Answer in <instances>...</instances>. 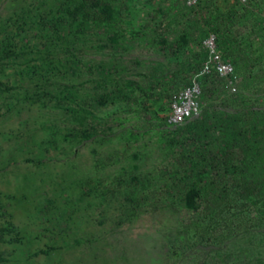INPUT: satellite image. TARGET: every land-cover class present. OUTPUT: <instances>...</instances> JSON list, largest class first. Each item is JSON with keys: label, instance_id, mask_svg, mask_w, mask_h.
I'll return each mask as SVG.
<instances>
[{"label": "rangeland", "instance_id": "obj_1", "mask_svg": "<svg viewBox=\"0 0 264 264\" xmlns=\"http://www.w3.org/2000/svg\"><path fill=\"white\" fill-rule=\"evenodd\" d=\"M45 2L0 0V39L15 11L22 17V9L29 8L37 20ZM115 2L123 15L124 39L113 47L85 46L82 58L96 65L92 73L83 69L75 77L76 86L81 94H91L109 90L116 80H131L151 97L145 100L147 110H119L118 103L100 107L92 123H111V135L66 141L64 135L74 121L52 96L62 84L54 77L46 81L28 75L27 54L7 65L0 63V78L14 85L0 94V222L12 219L20 238L2 246L7 261L1 264H264L262 203L251 209L226 208L219 229L226 238L214 247L177 239L178 231L197 214L178 204L174 188L182 190L195 178L202 183L209 158L204 141L223 132L213 126V116L205 117L202 100L195 117L178 125L167 121L173 93L189 84L200 62L208 59L204 41L212 34L216 40L218 34L232 41L235 54L251 59L252 74L264 75V33L258 29L264 25V0H252L250 9L238 6L237 0H198L193 5L185 0ZM35 32V26L27 24L22 39L36 46ZM23 48L22 52L28 50L27 45ZM217 48L223 60L236 66L233 55L218 44ZM100 70L106 78L97 77ZM245 76L249 84L244 94L261 102L259 113L264 116V95L257 96L264 79L234 67L232 83L227 80L229 91L244 88ZM220 100L213 101L219 105ZM237 102L234 110L243 107ZM248 117L245 125L242 117L232 121L238 157L246 148L243 139L252 134L253 117ZM130 131L139 134L128 139ZM116 157L120 161L112 163ZM39 158L42 163L33 162ZM137 174L145 190L135 191L127 184ZM85 178L90 183L82 187L79 182ZM173 200L175 210L164 205Z\"/></svg>", "mask_w": 264, "mask_h": 264}, {"label": "trees", "instance_id": "obj_2", "mask_svg": "<svg viewBox=\"0 0 264 264\" xmlns=\"http://www.w3.org/2000/svg\"><path fill=\"white\" fill-rule=\"evenodd\" d=\"M115 1L47 0L45 2L47 6L36 18L37 20L29 14L31 13L29 8L22 9V17H20L18 11H15L7 20V23L8 21L9 23L5 37L0 39V63L7 65L6 62L21 58L23 53L27 54L24 63L28 75L37 76L39 80L54 77L62 84L59 93H53L52 96L55 97L57 106L64 109L74 121L69 132L64 135L66 141L77 138H79V141H84L94 136L102 138L114 133L115 130L111 123L93 125L92 119L97 117V110L100 107L118 103L119 110L122 108L129 112L141 109L147 110V106L144 104L145 100L151 97L150 94L141 86L133 85L131 80H123L122 82L116 80L109 90H99L91 94H81L80 89L76 86L77 82L75 81L79 78L75 77L83 69L92 73L94 71L93 67L96 65L93 60L82 58L85 46L106 48L109 45L113 47L124 39V31L120 25L123 15L117 9ZM251 2L252 0H237V5L250 9L249 7H252ZM230 11L233 15L236 13L235 9ZM30 23L36 29L33 35L37 40L36 46L30 43L29 40L22 39L21 34L25 31L26 25ZM258 29L264 33V25H260ZM216 35L218 47H222L225 54L233 55L232 60L236 65L234 67L238 69L244 67L245 71H249L250 77L264 79V75L252 74L251 67H253V63H249L250 58L243 56L242 52L234 53L232 41L225 38L221 40V37L218 34ZM22 42H25V44ZM24 45L28 46L26 52H22ZM202 63L200 62V65ZM97 68H100L99 65ZM97 75L98 78L104 79L107 77L102 74L101 70L97 72ZM247 78L246 76L242 78L244 88L239 89L236 93H230L227 79L219 76L216 72L201 75V100L204 101L203 111L207 115L205 117L213 116V126H220L223 133L220 137L210 136L204 141V150L208 151L209 158L207 165L203 166L202 169V172L207 174L205 178L200 180L202 183H198V179L195 178L190 185L185 186L182 190L174 188L177 195L175 199L179 202L178 204L189 207L197 214V218L193 222L186 223L182 230L178 231L177 239L187 241V243L196 240L198 244L214 247L226 238L224 231L219 230L226 208L236 206L240 209H251L250 205L253 204L254 208L259 203L264 205V128L262 130L259 128L260 124L264 126V116L259 113L261 102H254L244 94L249 84ZM13 88L14 85L11 82L0 78V94L10 92ZM259 90L261 92H258L257 96L264 95V89ZM138 92L146 96V99L139 98ZM222 94L224 96L221 97ZM238 97V102H242L243 107L234 110V103L237 102ZM218 98H221V103L215 105L214 101ZM207 100L214 101L208 102ZM210 109L218 113L212 114L213 112L209 111ZM238 111L241 112L242 116L239 115ZM262 112L264 113V110ZM243 113L246 116L245 114L243 116ZM248 115L253 117L250 124L252 134L250 137L243 139L246 148L243 147L241 150L243 155L238 157L237 152L234 151L237 138L233 134L235 127L232 121L242 117L240 120L245 125L247 121H250ZM230 116L233 119H230ZM202 119L204 124L207 123L204 117L201 118V121ZM54 132L57 131L54 130ZM135 134L139 133L130 131L128 139L136 138ZM204 137H207V133ZM43 160V158H39L31 161L42 163ZM118 161L120 160L116 157V160L114 159L112 163ZM189 164L192 167L190 169L195 172L196 168L191 166L193 165L191 161H189ZM200 174L202 178L203 174ZM208 176L212 177L208 179ZM121 179L118 178V181ZM89 183L90 180L87 178L79 182L82 187ZM127 184L135 191L140 188L146 189L138 174L131 176ZM166 192L169 193L168 190ZM176 200L164 202V205L175 210ZM129 205L133 207L134 202ZM213 212L215 214L212 215ZM261 212L264 213V211ZM18 231V226L12 219L0 222V264L7 261L2 246L5 243L19 241ZM229 232L230 229L227 233ZM43 251L48 253L47 250Z\"/></svg>", "mask_w": 264, "mask_h": 264}, {"label": "built area", "instance_id": "obj_3", "mask_svg": "<svg viewBox=\"0 0 264 264\" xmlns=\"http://www.w3.org/2000/svg\"><path fill=\"white\" fill-rule=\"evenodd\" d=\"M188 5L197 3L198 0H185ZM204 45L209 52L208 59L203 62L200 70L189 84L173 93L170 101V109L167 117L168 123L178 125L195 117L200 112V100L202 94L201 75L216 72L219 76L232 83L231 76L234 66L231 62L222 59L217 48V40L214 34L210 35ZM232 90L236 88L230 84Z\"/></svg>", "mask_w": 264, "mask_h": 264}]
</instances>
